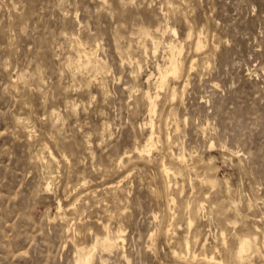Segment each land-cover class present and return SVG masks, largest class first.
Returning a JSON list of instances; mask_svg holds the SVG:
<instances>
[{
  "label": "rangeland",
  "instance_id": "1",
  "mask_svg": "<svg viewBox=\"0 0 264 264\" xmlns=\"http://www.w3.org/2000/svg\"><path fill=\"white\" fill-rule=\"evenodd\" d=\"M94 246L264 264V0H0V264Z\"/></svg>",
  "mask_w": 264,
  "mask_h": 264
},
{
  "label": "bare ground",
  "instance_id": "2",
  "mask_svg": "<svg viewBox=\"0 0 264 264\" xmlns=\"http://www.w3.org/2000/svg\"><path fill=\"white\" fill-rule=\"evenodd\" d=\"M201 39V38H200ZM199 42V41H198ZM201 45V44H200ZM201 47V46H200ZM172 51H175L176 49L174 48H170ZM84 51V50H83ZM92 55V54H91ZM175 55V54H174ZM173 55V58L171 59V66L170 68L163 74H161V78H162V84H165L167 82V79L169 78V76H176L178 73H179V66H178V63L177 61L175 60V56ZM87 56V55H86ZM177 56V55H176ZM172 57V56H171ZM87 58V57H86ZM85 58V59H86ZM88 59V58H87ZM82 67V66H81ZM169 67V66H168ZM96 71V70H95ZM159 81V80H158ZM155 109V108H154ZM151 143H153V138L151 137V139L149 140ZM146 147H149L148 145ZM153 147V146H151ZM149 150H143L142 152H148ZM164 167V166H163ZM163 169H166V168H163ZM168 171V169H166ZM171 172V171H170ZM163 173V172H162ZM165 173V172H164ZM163 173V174H164ZM168 173V172H167ZM166 173V176H168ZM172 174V173H171ZM170 176V175H169ZM168 176V177H169ZM173 176V175H172ZM208 179V178H206ZM207 182V181H206ZM205 182V183H206ZM208 182L210 183V181L208 180ZM202 206V205H201ZM106 233H104V236H105ZM107 235V234H106ZM103 236V237H104ZM110 236V235H108ZM117 236V235H116ZM105 236V240H103V247L105 249H111L115 246V243H116V240L115 239H111L110 237H107ZM117 238V237H116ZM121 239V238H120ZM119 239V240H120ZM100 243V241H98ZM118 242V241H117ZM242 242V241H241ZM239 242V243H241ZM252 243V242H251ZM250 241L249 240H244L241 244H240V247H239V251H238V256H239V259H243V257L251 250V245ZM79 246V245H78ZM81 248V247H79ZM84 248V247H83ZM91 248V247H90ZM89 248V249H90ZM87 249V248H86ZM86 249H80V250H76L79 251V258L77 260L78 264H92V261H93V252L97 249L96 246H94L91 250H86ZM108 251V250H107ZM237 254V253H236ZM237 256V257H238ZM235 257V256H234ZM206 258V257H205ZM210 258V257H209ZM213 258V257H212ZM246 258V257H245ZM213 260V259H212ZM217 260V259H215ZM245 261V260H244ZM216 262V261H214ZM218 262V261H217ZM77 264V263H76ZM220 264H221V261H220Z\"/></svg>",
  "mask_w": 264,
  "mask_h": 264
}]
</instances>
